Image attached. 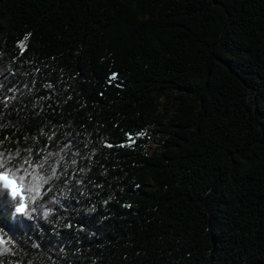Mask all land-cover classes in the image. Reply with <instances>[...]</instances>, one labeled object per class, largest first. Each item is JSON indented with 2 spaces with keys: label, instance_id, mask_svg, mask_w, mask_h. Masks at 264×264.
I'll return each instance as SVG.
<instances>
[{
  "label": "trees",
  "instance_id": "16d2710c",
  "mask_svg": "<svg viewBox=\"0 0 264 264\" xmlns=\"http://www.w3.org/2000/svg\"><path fill=\"white\" fill-rule=\"evenodd\" d=\"M0 84L71 177L0 196L4 264H264V0H0Z\"/></svg>",
  "mask_w": 264,
  "mask_h": 264
},
{
  "label": "snow or ice",
  "instance_id": "6c2138e0",
  "mask_svg": "<svg viewBox=\"0 0 264 264\" xmlns=\"http://www.w3.org/2000/svg\"><path fill=\"white\" fill-rule=\"evenodd\" d=\"M116 78H117L116 74H113L111 77L112 80H116ZM116 86L119 87L120 85L117 84ZM0 87H3V85L0 84ZM48 87H51V85H49ZM0 104L7 106L6 99H0ZM2 128L3 125L0 124V129ZM40 134H43V130H41ZM136 135L144 136L146 135V133L141 131ZM49 139H51V137H49ZM128 139L131 141L132 144L136 143V141L133 139V137L130 134L128 136ZM73 143L74 141L69 140L68 143L64 145V148H68ZM106 146L112 148L114 146L124 147L126 145L125 144L113 145L109 143ZM127 146H131V145H127ZM24 151L27 152V155H23L20 149H16V150L10 149L7 152L0 150V182H2L3 184V187L0 188V196H7V192L5 190H10L13 201L12 207L14 208V212L16 214H24L27 211L28 215H32V213H40L41 215H44L42 211L43 200L38 185H35L37 190L35 194H33L34 173H35V179L40 183H43L45 186H47L50 181L58 179L60 175H64L66 177L65 179L66 183L68 182L69 179H71V177H69L68 174L65 172L63 165H61L59 170L57 169L56 165L60 162V160L56 159L58 153L47 151L45 155H43L40 159H34L30 149ZM61 151H63V149H61ZM37 155L38 156L40 155V150L37 151ZM60 159L62 160L63 157H60ZM73 162L75 163V161ZM37 168L41 170L40 173L35 172ZM80 171L83 172L84 170L80 169ZM77 182L80 184L84 183L83 180H78ZM20 184L26 185V188L21 189L19 186ZM22 191L28 193L30 206L26 207V204L24 203L25 198L22 195ZM45 191H51V189L45 187ZM17 197H19V199H17ZM38 197L41 198V204L35 203ZM66 227L70 228L72 227V225L68 224L66 225ZM6 251L7 249L0 251V256H2ZM0 264H4V261L0 260Z\"/></svg>",
  "mask_w": 264,
  "mask_h": 264
},
{
  "label": "rangeland",
  "instance_id": "374dc122",
  "mask_svg": "<svg viewBox=\"0 0 264 264\" xmlns=\"http://www.w3.org/2000/svg\"><path fill=\"white\" fill-rule=\"evenodd\" d=\"M156 137H153L151 138V140H149L147 146H146V149L149 150V151H152L153 149H157V141H156Z\"/></svg>",
  "mask_w": 264,
  "mask_h": 264
}]
</instances>
